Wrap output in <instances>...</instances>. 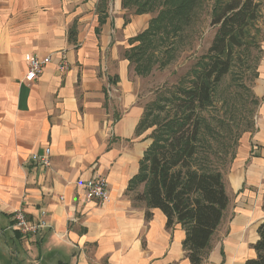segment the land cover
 I'll list each match as a JSON object with an SVG mask.
<instances>
[{
  "label": "crops",
  "instance_id": "crops-1",
  "mask_svg": "<svg viewBox=\"0 0 264 264\" xmlns=\"http://www.w3.org/2000/svg\"><path fill=\"white\" fill-rule=\"evenodd\" d=\"M126 11L121 0H0V264H190L183 228L167 229L158 209L147 219L145 204L126 193L151 132L136 135L144 109L123 52L152 19ZM260 50L251 87L259 102L222 172L228 203L202 264L256 257L264 221V37ZM28 55L51 56L32 83L24 81ZM45 148L47 168L32 159ZM93 175L107 180L104 204L84 199ZM17 210L33 222L44 217L47 227L21 235L11 227Z\"/></svg>",
  "mask_w": 264,
  "mask_h": 264
},
{
  "label": "trees",
  "instance_id": "trees-1",
  "mask_svg": "<svg viewBox=\"0 0 264 264\" xmlns=\"http://www.w3.org/2000/svg\"><path fill=\"white\" fill-rule=\"evenodd\" d=\"M107 0H101L106 4ZM130 0H121L123 9H129ZM201 0H148L138 5L133 15L157 11L148 28L128 41L130 48L123 58L133 66L138 76L150 71L154 62L160 68L166 65L162 56L172 48L173 42L181 41L191 27L201 8ZM260 4L254 0H229L221 5L216 1L211 11V26H217L207 53L190 69L185 86H178L167 97L168 110L162 117L154 114V107L144 108L136 127V135L152 129L150 146L139 161L138 173L129 181L126 193L133 203L142 202L149 210L158 209L166 217V227L179 224L185 231L183 249L190 264H202L211 237L218 227L228 199L222 181V170L216 160L224 146L220 130L234 124L240 135L252 126L247 121L245 106L226 92L219 97L223 119L212 125L204 113L213 107L223 78L238 62L236 56L245 45L246 51L254 46L249 30L259 18ZM126 22V21H125ZM103 19H99V24ZM75 32L68 31L69 42H74ZM160 36L162 52L154 55V38ZM253 40V39H252ZM260 46H258L259 48ZM114 82V81H112ZM188 84V85H186ZM254 108L258 100L250 93ZM244 112V113H243ZM244 127V128H243ZM237 142V141H236ZM225 152V148H223ZM234 157V153L231 159ZM143 190L140 191L139 188ZM262 209L264 211V200ZM258 240L253 245L254 259L246 264H264V221L258 227Z\"/></svg>",
  "mask_w": 264,
  "mask_h": 264
},
{
  "label": "rangeland",
  "instance_id": "rangeland-1",
  "mask_svg": "<svg viewBox=\"0 0 264 264\" xmlns=\"http://www.w3.org/2000/svg\"><path fill=\"white\" fill-rule=\"evenodd\" d=\"M138 3H147L148 0H135ZM201 8L197 9V15L194 19L193 24L187 30L184 38L181 41H174L172 48L165 51L163 54L162 44L160 41V36L154 38V55H159V51L162 52L166 60V65L160 68L158 63L154 62L152 68L148 73L143 76H138L133 71V66H130L133 72V77L137 80V94L139 104L144 108L148 106L154 107V114L158 116H164L166 112L170 109L167 106L166 99L169 97L170 93L175 91L178 86H185V80L189 78L190 69L198 61V59L207 53L208 48L211 45L212 39L217 31V26H211V11L213 5L216 1L221 5L229 0H201ZM260 4L259 7V18L252 25L249 30L251 35V41L255 44L253 48L248 52L246 51L245 45L237 53L238 62L234 64L230 73H228L222 80L221 85L218 88V95L214 101L212 108L208 109L204 113V117L214 126H216L218 119H223L222 115V103L219 97H223L226 92L233 94L237 102L241 106H245L247 123L250 121L251 111H255V108L250 101V93L253 81L256 77V70L258 61L261 55L260 46L261 41L264 37V0H254ZM129 9H126V16L133 15L134 11L137 10L138 5L134 4V0H130ZM151 17L154 18L157 15L156 10L149 12ZM188 85V84H186ZM244 113V112H243ZM230 129L226 131L220 130L223 136L224 146L221 147L220 142H218V149H222L220 156L216 160L218 168L224 172L228 167L231 157L235 152V147L237 145L238 132L233 124H228ZM244 128V127H243ZM152 131V129H148ZM225 148V152H223ZM140 191L143 188H139Z\"/></svg>",
  "mask_w": 264,
  "mask_h": 264
},
{
  "label": "built area",
  "instance_id": "built-area-1",
  "mask_svg": "<svg viewBox=\"0 0 264 264\" xmlns=\"http://www.w3.org/2000/svg\"><path fill=\"white\" fill-rule=\"evenodd\" d=\"M51 56L38 58L34 55L26 57L27 71L24 75V81L32 83L39 78L43 72L44 67L50 63ZM67 68V61L64 55L60 58L59 69L65 70ZM50 149L45 148L41 154L32 155V159L37 165L43 168L50 166ZM84 199L85 201H97L104 204L109 201L110 194L108 189L107 180L103 176L93 175L89 180L84 183ZM62 199V198H61ZM44 213H42V216ZM11 227L16 229L21 235L36 236L43 228L47 227V222L44 217L37 221H30L24 211L17 210L11 217Z\"/></svg>",
  "mask_w": 264,
  "mask_h": 264
}]
</instances>
